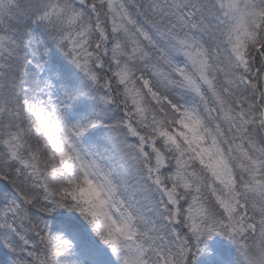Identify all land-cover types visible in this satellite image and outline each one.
<instances>
[{
    "label": "snow or ice",
    "instance_id": "snow-or-ice-1",
    "mask_svg": "<svg viewBox=\"0 0 264 264\" xmlns=\"http://www.w3.org/2000/svg\"><path fill=\"white\" fill-rule=\"evenodd\" d=\"M0 264H264V0H0Z\"/></svg>",
    "mask_w": 264,
    "mask_h": 264
}]
</instances>
